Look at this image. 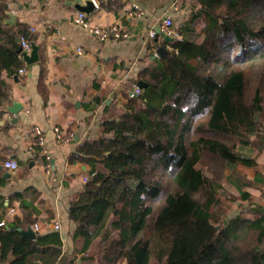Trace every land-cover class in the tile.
Here are the masks:
<instances>
[{"label": "trees", "instance_id": "obj_1", "mask_svg": "<svg viewBox=\"0 0 264 264\" xmlns=\"http://www.w3.org/2000/svg\"><path fill=\"white\" fill-rule=\"evenodd\" d=\"M197 1L200 10L174 26L171 50L139 72L141 94L70 159L91 166L67 211L74 251L62 252L57 232L24 237L18 229L34 222L21 203L24 216L0 226V264H76L78 253L94 264H264V211L229 217L218 197L227 167H256L237 147L264 128V0ZM6 2L0 107L2 73L24 66L17 38L32 40L24 25L3 22ZM6 211L0 197V221Z\"/></svg>", "mask_w": 264, "mask_h": 264}, {"label": "crops", "instance_id": "obj_2", "mask_svg": "<svg viewBox=\"0 0 264 264\" xmlns=\"http://www.w3.org/2000/svg\"><path fill=\"white\" fill-rule=\"evenodd\" d=\"M84 1L7 0L8 11L14 16L10 26L20 23L26 27L32 38L28 41L38 47V58L30 65L22 60L26 68L23 76L6 72L1 76L7 98L0 107V166L6 160L18 164L14 173L7 171L10 177L3 178L0 188L7 208L3 220L21 219L25 214L21 203L30 205L33 224L39 225L36 235L57 232L61 250L67 254L75 245L68 207L84 191L83 177L91 171L89 164L70 161L71 157L79 145L99 138L103 120L117 119L126 112L132 83H138L139 72L159 58L158 48L171 50L165 37L151 42L147 30L164 17L180 27L201 8L197 0H95L97 8L81 12L91 24H115L131 34L129 39L102 42L74 22L80 12L75 4L83 6ZM77 48L83 54H77ZM34 127L44 137V149L51 158L49 172L40 158L42 148L36 146ZM55 129L69 141H58ZM250 141L252 144L237 150L256 167L231 166L232 171L226 172L228 180L218 187L219 199L229 206V217L241 210L264 211V128L251 135ZM242 193L248 198H242ZM9 210L14 214L7 215ZM241 216L251 217L248 213ZM54 222L60 224L59 231L53 229ZM82 257L86 258L77 254L76 264H94L86 259L82 262Z\"/></svg>", "mask_w": 264, "mask_h": 264}, {"label": "built area", "instance_id": "obj_3", "mask_svg": "<svg viewBox=\"0 0 264 264\" xmlns=\"http://www.w3.org/2000/svg\"><path fill=\"white\" fill-rule=\"evenodd\" d=\"M92 3L94 5V8H97V3L95 0H92ZM134 8L138 9L137 6H134ZM141 12H137V16H141ZM74 22L81 26L88 34H90L93 37H96L98 40L102 42H106L109 40H120V39H129L131 34L128 30L122 29L117 25H111L108 27H98L93 24H91L85 17L84 13H77ZM174 22L170 17H164L162 20H160L155 28H150L147 30V37L153 42L155 38L158 36L161 37H178L177 31L174 29ZM19 47L21 49L20 53L18 54V58L22 61L23 60V54L28 55L31 51V44L27 39H20ZM76 53L81 55L83 54V50L80 48L76 49ZM26 73V68L22 67L18 70L17 74L18 76H23ZM127 78V77H126ZM128 79V78H127ZM141 94V88L138 86L137 83H132V89L128 93L129 98H135ZM34 136L37 138L36 146L42 148L40 152V158H42L43 166L47 172L51 170V158L47 150L44 149V137L42 136L41 131L39 128L34 127L33 129ZM56 132V138L58 141L61 142H67L69 139H63L61 135L59 134L58 130L55 129ZM32 152L33 149L29 148ZM2 167L4 170L8 172H15L18 168V164L15 160H6L2 164ZM89 180V175H85L83 177V182L87 183ZM14 210H9L7 215H13ZM4 220L0 221V226H4ZM53 229L55 231H59L60 224L58 222H54L52 225ZM33 232L36 234L39 230V225L37 223L33 224L32 226Z\"/></svg>", "mask_w": 264, "mask_h": 264}, {"label": "water", "instance_id": "obj_4", "mask_svg": "<svg viewBox=\"0 0 264 264\" xmlns=\"http://www.w3.org/2000/svg\"><path fill=\"white\" fill-rule=\"evenodd\" d=\"M84 5L82 6L81 4H79V2H76V8L78 9V11L80 12H87L89 13V11L91 9L94 8V5L92 3V0H85ZM7 19L4 20V23L5 24H9V25H13V22H14V16L12 15L11 12L7 11L5 13ZM157 39V38H156ZM165 40L170 42L172 41V37H165ZM17 42H20V38H17ZM155 45L157 46V42L155 40ZM21 51L20 47L18 48L17 50V54H19ZM167 49L164 48V47H159L158 50H157V54L159 55V57H164L166 54H167ZM37 58H38V47L35 46L33 43H31V51L28 55L26 54H23V62L26 64V65H30L34 62L37 61ZM138 86L142 89L144 88L145 84H143L141 81H138ZM20 110V108H18ZM19 110H11L12 113H17V111ZM0 125H2V122L0 121ZM0 169L2 170V166H0ZM3 178L5 179H8L10 176H9V173L7 171H3ZM18 231H20L22 233V235L24 237H27L31 240H34L36 238V234L31 230V228H28L27 230H24V231H21V229H18Z\"/></svg>", "mask_w": 264, "mask_h": 264}, {"label": "rangeland", "instance_id": "obj_5", "mask_svg": "<svg viewBox=\"0 0 264 264\" xmlns=\"http://www.w3.org/2000/svg\"><path fill=\"white\" fill-rule=\"evenodd\" d=\"M232 171V169L230 168V167H227V169H226V172H231ZM241 211H244L245 213L247 212V210H241ZM89 254V253H88ZM87 254V255H88ZM83 256H86L85 254H83ZM155 264H157V263H155Z\"/></svg>", "mask_w": 264, "mask_h": 264}]
</instances>
